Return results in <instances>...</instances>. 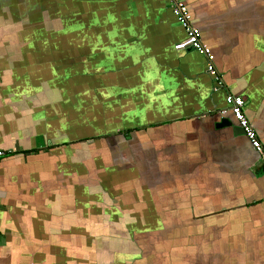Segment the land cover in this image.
Listing matches in <instances>:
<instances>
[{"label":"crops","instance_id":"1","mask_svg":"<svg viewBox=\"0 0 264 264\" xmlns=\"http://www.w3.org/2000/svg\"><path fill=\"white\" fill-rule=\"evenodd\" d=\"M0 0V264H264V0ZM236 126L232 116H224ZM237 127V126H236Z\"/></svg>","mask_w":264,"mask_h":264},{"label":"built area","instance_id":"2","mask_svg":"<svg viewBox=\"0 0 264 264\" xmlns=\"http://www.w3.org/2000/svg\"><path fill=\"white\" fill-rule=\"evenodd\" d=\"M168 6L176 18L177 22L182 26L186 38L175 45L177 51L180 50H194L204 56L208 63L207 73L214 77L216 82L221 83L222 79L214 67L213 55L210 50L202 44L199 39L198 31L193 27L191 23V16L187 5L182 3L180 0H167ZM226 107L219 112L222 118H225L227 114L231 115L236 123V126L243 131L244 136L249 140L253 149L260 155L262 164L264 166V148L260 143L252 125L245 117L243 112L244 101L241 97L228 95L226 97ZM7 153L0 151V160L4 158Z\"/></svg>","mask_w":264,"mask_h":264},{"label":"water","instance_id":"3","mask_svg":"<svg viewBox=\"0 0 264 264\" xmlns=\"http://www.w3.org/2000/svg\"><path fill=\"white\" fill-rule=\"evenodd\" d=\"M218 127H232L236 132L243 134V131L238 127L234 126L232 121L228 118H222L219 122Z\"/></svg>","mask_w":264,"mask_h":264}]
</instances>
